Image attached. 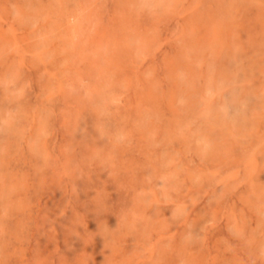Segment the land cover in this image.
Wrapping results in <instances>:
<instances>
[{
    "label": "rangeland",
    "instance_id": "374dc122",
    "mask_svg": "<svg viewBox=\"0 0 264 264\" xmlns=\"http://www.w3.org/2000/svg\"><path fill=\"white\" fill-rule=\"evenodd\" d=\"M0 264H264V0H0Z\"/></svg>",
    "mask_w": 264,
    "mask_h": 264
},
{
    "label": "bare ground",
    "instance_id": "6f19581e",
    "mask_svg": "<svg viewBox=\"0 0 264 264\" xmlns=\"http://www.w3.org/2000/svg\"><path fill=\"white\" fill-rule=\"evenodd\" d=\"M223 1V0H222ZM224 5H226V4H224ZM228 7V6H227ZM242 8V7H241ZM231 9H233V8H231ZM231 12V11H230ZM205 13V12H204ZM208 13V12H207ZM185 15H187V14H185ZM189 17V16H188ZM254 17V16H253ZM235 19H237L236 17H234ZM240 20H241V18H240ZM249 25V24H248ZM251 27V26H250ZM222 29V28H221ZM218 31V30H217ZM228 31V30H227ZM226 34V33H225ZM221 37V36H220ZM236 37V36H235ZM134 38V37H133ZM136 38V37H135ZM186 39H187V37H186ZM235 40V39H234ZM247 46V45H246ZM139 48V47H138ZM243 50V49H242ZM253 51V50H252ZM208 54H210V53H208ZM256 54H258V53H256ZM211 55V54H210ZM231 56V55H230ZM255 57V56H254ZM258 57V56H257ZM136 59V58H135ZM253 60H255V59H253ZM193 67V66H192ZM170 81V80H169ZM247 91H249L248 89H247ZM262 96V95H261ZM260 98V97H259ZM256 99V98H255ZM257 118V117H256ZM254 119V118H253ZM252 138V137H251Z\"/></svg>",
    "mask_w": 264,
    "mask_h": 264
}]
</instances>
